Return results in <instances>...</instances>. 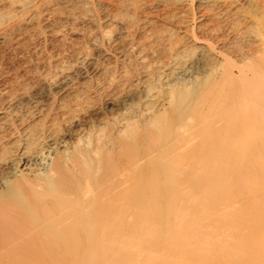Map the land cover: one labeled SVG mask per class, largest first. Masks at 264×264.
Returning <instances> with one entry per match:
<instances>
[{
    "label": "bare ground",
    "instance_id": "obj_1",
    "mask_svg": "<svg viewBox=\"0 0 264 264\" xmlns=\"http://www.w3.org/2000/svg\"><path fill=\"white\" fill-rule=\"evenodd\" d=\"M245 178L255 264L264 0H0V264L114 262L182 220L189 181L216 214Z\"/></svg>",
    "mask_w": 264,
    "mask_h": 264
},
{
    "label": "rangeland",
    "instance_id": "obj_2",
    "mask_svg": "<svg viewBox=\"0 0 264 264\" xmlns=\"http://www.w3.org/2000/svg\"><path fill=\"white\" fill-rule=\"evenodd\" d=\"M2 57H4L1 62L3 66L15 68L19 64L17 59L9 58L5 53H2ZM195 181L188 182L191 189L188 188L187 183L191 193L178 202L184 210L187 209L185 212L189 210V213L184 212L186 214L183 216L184 219L173 221V227L162 231H152L148 228L147 232L141 233L140 242L115 247L114 249L120 252L117 260L103 264H246L238 240L249 230L248 216L241 213V207L246 203L234 199L233 189L243 191L256 186V182L251 178H245L236 180L234 186L229 185V182L223 183V189L226 187L229 189V203L224 205L220 213L213 214L210 207L203 203L206 200L203 194L196 192L199 187L196 179ZM193 189L196 193L192 191ZM252 198L261 202L264 199V186L257 187ZM202 213L204 216L209 215L204 224L206 227L195 224L199 217L201 219L203 216ZM259 235L260 237L252 245L260 247L263 244L264 230ZM163 238L172 240L169 247L161 245L160 239ZM255 264H264V258H257Z\"/></svg>",
    "mask_w": 264,
    "mask_h": 264
}]
</instances>
